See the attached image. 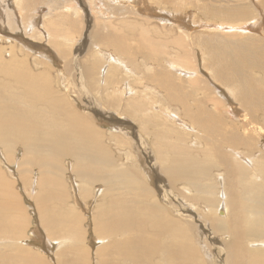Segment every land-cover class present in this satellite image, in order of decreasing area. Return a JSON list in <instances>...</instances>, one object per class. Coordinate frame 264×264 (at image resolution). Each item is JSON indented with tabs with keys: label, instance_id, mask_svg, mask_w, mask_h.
<instances>
[{
	"label": "bare ground",
	"instance_id": "obj_1",
	"mask_svg": "<svg viewBox=\"0 0 264 264\" xmlns=\"http://www.w3.org/2000/svg\"><path fill=\"white\" fill-rule=\"evenodd\" d=\"M150 1L167 6L179 35L146 0H101L103 8L88 0L94 21L74 53L84 17L76 0H0V264H264L257 10L250 0H195L204 10L190 22L174 17L187 0ZM133 4L144 18L140 35L117 28L110 15H132ZM138 57L155 74L119 88V74L138 67ZM83 101L89 111H81ZM108 110L118 123L109 141L94 119ZM133 146L154 154L156 188ZM3 163L18 166L52 256L24 242L29 212ZM73 191L95 203L97 246L85 243L86 217ZM218 233L228 236L214 241Z\"/></svg>",
	"mask_w": 264,
	"mask_h": 264
},
{
	"label": "rangeland",
	"instance_id": "obj_2",
	"mask_svg": "<svg viewBox=\"0 0 264 264\" xmlns=\"http://www.w3.org/2000/svg\"><path fill=\"white\" fill-rule=\"evenodd\" d=\"M95 1H97V4L101 8H103L102 5H104V4L101 2V0H95ZM146 1H148V5L150 7H153V9H156L155 11H157L158 13H163V15L161 17H163L164 19H162V21H166V23H168V26H173L172 27L173 32L176 35H179L180 33H178L177 32V29H176V27H178V26L175 25V24L171 25V23H172V21H174V19L173 18H168L169 16H168L167 11L169 9H167V6H164V7L158 9V7L160 5H163V4H160L159 3V4H157L158 7H156V5L153 4L150 0H146ZM250 1L254 4V6H255L254 8H256V10H257V15L256 16H259L258 19L261 20L257 24H258V26H260V32H262L263 31V28H264V6H263L264 0H254V1L253 0H250ZM76 2H78V4L83 7L82 9H84V11H83V16L84 17H83V22H82V25H81V31H80V33H78L79 35L77 36V39H76L78 43L73 46L74 53L77 50V48H76L77 45L79 47V45L82 42V39H84V37H85V34H87V32H88V29L87 28H89L90 24H93V21H94V19L91 20V17L92 16H90L89 15L90 12H88V10H89V7L87 5L88 0H76ZM192 2H195V0H187L186 1V4H185V7H183L180 10L174 12V14L177 13V15L174 16V17H177V19H181V18L183 19V18H185V21H187V19H189V21L190 20L193 21V19L195 17V14L194 13H197L196 11L198 9H199L200 15L202 16L201 13H203V10H204V7L201 4L202 1H199V3L201 4L200 7H195L194 4L191 5ZM84 3H86V4H84ZM227 3H232V1L227 2ZM138 6H139V4H137V5L133 4L132 7L135 8L134 11H133V14L132 15H128V16L118 15L115 12L110 13L111 16H115V17L112 18L113 24L117 28H119L121 30L122 29L131 30V34L132 35H140V33H141V29H140V26L141 25L140 24H141V22H143L144 18L142 16H140L138 14L137 10H136L138 8ZM45 10H47V8ZM164 10H166V11H164ZM121 16H122V18H125L123 21H120ZM170 17H172V16H170ZM160 18H157L155 24H160L161 25ZM158 19H159V21H158ZM62 20H63V18H62ZM195 20L196 21H200L198 17H195ZM192 21H190V22H192ZM18 23L19 22H16V25H18ZM33 24H36V22L33 21ZM192 29H193V26H192ZM82 30H83V32H82ZM255 32H256L255 35L259 34V31H255ZM5 36L6 35L1 34V37H5ZM151 37H154L155 38L153 40V42L163 43V42L159 41V38L156 35H153ZM15 40H16V45L18 46V48H21V49L24 48L26 50H29L30 49L29 51H33L31 49V47H27L26 45L23 46V44L21 43V41H22L21 39L16 38ZM1 44L6 47L10 43H8V41H6V39H4V41L1 42ZM11 45H13V44H11ZM196 49L198 50V51H196V55L197 56L199 55V52L203 55V52H201V50H200L199 47H196ZM17 50H19V49H17ZM5 51L7 53L9 52V50H7V49H5ZM34 53H35L34 57L37 56V55L38 56H41L42 55L41 53H36V52H34ZM20 54H21V52L19 53V55ZM83 55H85V52H83ZM137 61H138V67H136V68L134 66L129 65V64H127V66L125 65V68L126 69H129L131 72L126 71L124 69L123 73L119 74V77L121 78L120 79V82H119V88H122L123 89V88H126L127 86L129 87L130 86V83H132V84L135 85L136 84V81L139 78H141L140 81L143 82L144 76H153L155 74L156 70L158 69L157 67L155 68V65L153 63H151V62H147V63L144 62L143 59H142V57H138V60ZM199 61H200V56L197 58V63L198 64H199ZM28 62H32V60H29ZM103 80L101 78V85L102 84L103 85L106 84V82L103 81ZM76 83L78 85H80L78 82H76ZM116 88H118V87H116ZM111 90H113V89H111ZM130 94L131 93H128L127 92L126 97H128ZM99 102H96L95 105H98ZM192 103H193V99H192ZM81 104H82V107H84V109L81 110L82 112L84 110H88L89 111V106H87V104H86L85 101H83ZM173 106L177 110H182L183 109L182 105H180V104H175ZM100 108L102 110H104V107L103 106H100ZM123 113H124V111H123ZM109 115H110V113H109V110H108V111H106V117H102V116H97V117L95 116L94 117V119L98 122V125L100 127H102L103 129H106V130L109 131V133L104 134V136H107L105 139H107L108 141L111 140L108 135H112L113 134L112 131H114L112 129V126L114 124L115 125L118 124L116 122L115 123H112L110 121V119L108 118V117H110ZM119 115H121V114H119ZM122 116L124 118L123 119L124 122L126 123L124 125L126 127H129V125H130V128H133V126H131V124L128 123L129 121L132 120V119H130L131 117L129 115H122ZM133 125H135L134 127H138L137 126L138 123L136 124V122H134ZM132 135H133V133H131V136ZM148 137H150V136H148ZM133 148H134V150L132 148H130V149H132L137 154H139V158L140 159H139L138 163H140V162L141 163L139 164L140 167H138V168H141L142 167V171L143 170H147L148 171L147 172V174H148L147 175V177H148L147 180H148L149 184H151L152 187L156 188L157 179H160L161 176L160 177L158 176V178H157V175L154 174V171L156 169V165H155V163H153V161L156 160L155 156H153L154 154L153 153H149V152L147 154V152L143 148L142 149H138L135 146H133ZM198 148H199V145H196V148L195 149H198ZM115 149H117V148L115 147ZM151 154H152V156H153L154 159L151 157ZM22 155H23V151L20 150L18 152V157L20 158V157H22ZM2 167L7 171V174H8V176L10 178L16 180V182H17V184H16L17 190H18L19 194L21 193V196L23 195L22 196L23 204L25 205V207L27 208V210L29 212L28 216H29V218L31 220V224H30V227H29V230H28V235L29 236H28L27 239L24 240V242L25 243L27 242V244H28L29 247H32V248H35V249H42L43 251H47V254L48 255H51L52 256V250H49V248H48L51 245L49 244V241H47V239H46L47 237H45L46 236V233L44 231L45 229H44L43 225L40 222L39 214H38V211H37V206H36L35 200H33V198L31 197V195H29V193L26 190H24L25 187H24L23 183L19 179L20 178V174L17 171V169H18L17 167L18 166L16 165V163L15 164H12V165L11 164H6V163L4 164L3 163L2 164ZM143 178H145V177H143ZM69 180H70L71 184H73V182L71 181V179H69ZM220 180H222V178H220ZM74 185H75V183H74ZM75 187H77V186H75ZM98 187H101V185L97 186V188ZM179 188L183 190V186L182 185H180ZM24 191H26V192H24ZM183 193L185 194L184 191H183ZM73 194L75 195V199H76L75 205L78 206V207L76 206V210L79 208L82 211L83 215L86 217V220L84 221V224H83L84 227L87 229L85 243H87V245L89 247L97 246V239H96L97 236H96V233H95V230H94V224H93L92 219H91V215L93 214L92 213L93 210L96 211V209H94L95 203H94L93 199L90 198L88 200L87 204L85 205V202H84L83 199H81L79 196L76 198V194H75L74 191H73ZM183 195H182V192H178L177 196L179 197V200H178L179 202L178 201H176V202L179 203V204H181L182 206H186V203L184 204V196ZM77 201H79V202H77ZM71 203H72V201H71ZM71 203H69V204H71ZM198 207L200 209V205H198ZM186 212L193 213V211H191V210H188ZM198 233H201L202 234L203 231H200ZM227 236L228 235H226V234H220V233H218V234H216V237L217 238H215L214 241L216 240L217 242H219V239L222 240L223 239L222 237L225 238ZM52 247H53V245L51 246V248Z\"/></svg>",
	"mask_w": 264,
	"mask_h": 264
}]
</instances>
